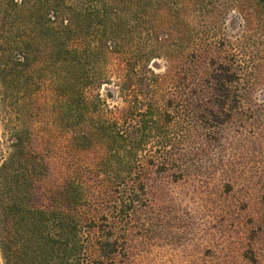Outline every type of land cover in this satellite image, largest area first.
I'll use <instances>...</instances> for the list:
<instances>
[{
  "label": "trees",
  "instance_id": "16d2710c",
  "mask_svg": "<svg viewBox=\"0 0 264 264\" xmlns=\"http://www.w3.org/2000/svg\"><path fill=\"white\" fill-rule=\"evenodd\" d=\"M7 1L15 39L0 48L2 264H116L151 170L182 177L202 137L249 94L238 53H220L231 44L221 25L239 1L264 0ZM155 59L167 63L162 74ZM111 83L121 105L107 111L99 91ZM36 124L64 134L63 152L47 148Z\"/></svg>",
  "mask_w": 264,
  "mask_h": 264
},
{
  "label": "rangeland",
  "instance_id": "374dc122",
  "mask_svg": "<svg viewBox=\"0 0 264 264\" xmlns=\"http://www.w3.org/2000/svg\"><path fill=\"white\" fill-rule=\"evenodd\" d=\"M7 4L0 0V48L15 39V13ZM239 4L241 9L223 15L220 37L231 44L220 53H238L249 94L231 121L202 137L182 177L175 167L151 170L145 207L131 213L119 232L124 240L116 264H264V4ZM166 65L155 59L150 68L162 74ZM50 92V82L43 81L41 103L50 101ZM99 93L105 110L121 105L115 84L102 85ZM36 128L49 150L63 152L64 134L51 126ZM192 134L190 141L200 143Z\"/></svg>",
  "mask_w": 264,
  "mask_h": 264
}]
</instances>
